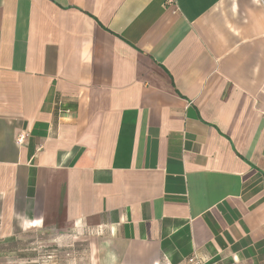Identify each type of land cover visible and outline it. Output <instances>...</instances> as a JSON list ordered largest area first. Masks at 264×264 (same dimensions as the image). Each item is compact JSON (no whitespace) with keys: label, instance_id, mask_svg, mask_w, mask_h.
I'll list each match as a JSON object with an SVG mask.
<instances>
[{"label":"crops","instance_id":"obj_1","mask_svg":"<svg viewBox=\"0 0 264 264\" xmlns=\"http://www.w3.org/2000/svg\"><path fill=\"white\" fill-rule=\"evenodd\" d=\"M194 256L264 264V0H0V264Z\"/></svg>","mask_w":264,"mask_h":264},{"label":"built area","instance_id":"obj_2","mask_svg":"<svg viewBox=\"0 0 264 264\" xmlns=\"http://www.w3.org/2000/svg\"><path fill=\"white\" fill-rule=\"evenodd\" d=\"M24 139H25V136H21L19 139V142L22 143ZM189 263L190 264H201V262L199 261V259L196 256L190 258Z\"/></svg>","mask_w":264,"mask_h":264}]
</instances>
